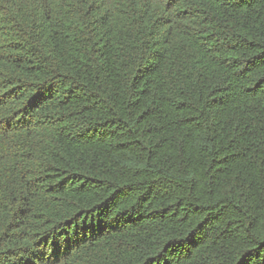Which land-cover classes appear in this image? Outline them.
<instances>
[{
    "label": "trees",
    "instance_id": "16d2710c",
    "mask_svg": "<svg viewBox=\"0 0 264 264\" xmlns=\"http://www.w3.org/2000/svg\"><path fill=\"white\" fill-rule=\"evenodd\" d=\"M0 264H264V0H0Z\"/></svg>",
    "mask_w": 264,
    "mask_h": 264
}]
</instances>
